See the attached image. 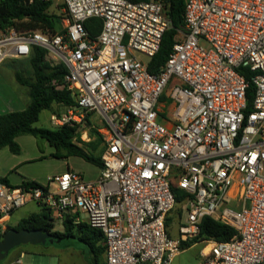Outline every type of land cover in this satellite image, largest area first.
Instances as JSON below:
<instances>
[{"label": "built area", "instance_id": "obj_1", "mask_svg": "<svg viewBox=\"0 0 264 264\" xmlns=\"http://www.w3.org/2000/svg\"><path fill=\"white\" fill-rule=\"evenodd\" d=\"M62 6L64 28L53 35L0 31V64L36 46L66 67L56 88L74 103L51 123L85 127L97 115L100 172L0 182V233L33 202L52 223L69 216L100 230L104 264H170L192 245L201 264H264V0H185L183 27L156 73L147 64L170 26L167 0ZM93 18L100 28L90 36L84 22ZM171 186L186 203L175 239L166 224L177 204ZM204 217L234 235L182 247Z\"/></svg>", "mask_w": 264, "mask_h": 264}, {"label": "trees", "instance_id": "obj_2", "mask_svg": "<svg viewBox=\"0 0 264 264\" xmlns=\"http://www.w3.org/2000/svg\"><path fill=\"white\" fill-rule=\"evenodd\" d=\"M185 0H167V17L170 22L169 28L164 32L157 53L149 60L147 69L156 73L157 68L166 61L174 43L176 31L183 27V9ZM51 0H0V31L14 28L17 32H35L53 35L58 30L55 26L54 16L48 13ZM84 27L90 36H95L100 28L99 19H89L84 22ZM46 51L33 46L28 56L29 65L33 72V81L28 82L16 74V80L28 87L29 103L21 111H13L0 114V148L6 147L13 154L20 152L15 138L20 135H31L47 141L56 150L53 156L59 157V152L64 151L67 156L80 157L88 163L101 167L100 156L94 152L102 141L100 135L91 130L89 136L96 137V141L83 143L87 148L75 144L79 140L77 127L68 125L53 128H37L34 123L43 110H50L52 105L70 107L74 101L70 92L65 89H57L63 76L67 72L66 67L59 63L53 68L46 70L44 62ZM54 82V84H53ZM250 88V92H251ZM0 182L7 184L5 178ZM35 183V182H34ZM26 185V184H25ZM175 194L176 203L184 199V193L176 187L171 186ZM50 213L41 210L37 214H31L21 219L17 225L8 226L7 229H40L48 231L54 239L76 238L84 243L90 253L92 264H101L100 260L105 252L104 237L100 230L90 227L86 222L73 223V218L67 216L63 222L62 232L53 231V223ZM169 218L166 219V224ZM234 235V230L226 225L220 224L209 217L201 219L198 235L188 242L181 243L187 248L194 242L206 239L213 241H227Z\"/></svg>", "mask_w": 264, "mask_h": 264}, {"label": "rangeland", "instance_id": "obj_3", "mask_svg": "<svg viewBox=\"0 0 264 264\" xmlns=\"http://www.w3.org/2000/svg\"><path fill=\"white\" fill-rule=\"evenodd\" d=\"M62 8H63L62 0H51V6L48 10V13L54 16L55 21H56L55 26L58 31L64 28V24L62 22V19L64 18V15L62 13ZM138 58L140 60H145V58L141 55H138ZM44 62L47 65L46 70H49V68H53L60 63L58 60L52 58L51 55H47V54L44 57ZM16 74L24 81H28V82L33 81V72L29 65L28 58H20V59L8 58L0 64V97L7 101L10 99L13 100V101H10L11 103H13L12 104L13 109L15 111H19L21 108L25 107L23 105L28 101V95H27L28 87L21 85L16 80ZM16 104H20V105L16 106ZM66 108L67 107L52 105L50 110L41 111L38 115L37 121L34 123V127L49 128V129L55 127L51 123V119H50L51 115H62L65 113ZM88 125H89V122L87 121L84 126L86 127ZM92 125L95 126V123H93ZM99 125H101V123ZM85 127L78 128L80 141H74L75 144L83 148H87V147L83 145L82 142L88 143L94 140L96 141V137L94 136H90L89 141H87L86 139L82 140L81 135L84 131H86V134L88 137V132H90L91 130H94L92 128H90L91 130H88ZM35 139H36V145L38 149L40 150V152L41 151L45 152L44 154L45 157L42 159H38L37 161L28 163L27 165H24V168L27 169L28 171L34 172L37 175H45L46 173L48 174L51 171H55V170L59 171L61 169H64L65 167L64 161L65 159H68L67 161L69 165L72 167V170L80 173L84 177L85 180H90L96 177L98 168H96L92 164L87 163L86 161H84L83 159L79 157H75V156L66 157V153L64 151L59 152V157L49 155L47 151L50 148L48 145H46V141L40 138H35ZM24 146L25 145L22 142V147L25 148ZM102 146L103 145L101 142L97 146L100 148V151L102 149ZM51 151L54 153L56 150L52 149ZM33 204L34 203L30 204L31 208L33 207ZM37 207L38 206L35 205V210ZM175 207H176L175 210L171 212L172 217L170 219H173L178 214L179 217H176L177 219L175 218L174 221H177L179 218L181 221H184L186 218V203L179 202L176 204ZM85 218H86V215L84 213H81L80 219L85 220ZM14 220L15 218L10 221L11 225H14V222H12ZM61 229H63L61 224L55 223V230H61ZM170 234L171 236H174L173 225H172V229H170ZM15 250L23 251L25 259L27 261L30 259L39 258L38 255H34L33 252L34 251H38V253L43 252L44 247L41 244H30V243L21 244L11 249L9 251V254H12ZM198 251H199V246H192L186 251L181 252L178 255H176L172 259L170 264H195V262L198 260Z\"/></svg>", "mask_w": 264, "mask_h": 264}, {"label": "crops", "instance_id": "obj_4", "mask_svg": "<svg viewBox=\"0 0 264 264\" xmlns=\"http://www.w3.org/2000/svg\"><path fill=\"white\" fill-rule=\"evenodd\" d=\"M10 101H13V100L10 99L7 101L0 97V114L15 111L12 107L13 103H11ZM28 103H29V96H28V101L23 105L25 107L21 108L19 111L25 109ZM19 105L20 104H16V106H19ZM88 122H89V125L87 128L88 130H91L90 128H92L95 131H97V128L102 125V124L99 125L101 122L99 121V117L97 115H92L91 120ZM93 123H95V126L92 125ZM89 137H90L89 132H88V137H87L86 131H84L81 135L82 140L86 139L87 141H89L90 140ZM15 141L19 145V148H20V152L18 154L11 153L6 147L0 148V178H5L8 185L19 186L20 184H22L24 181H27V180L38 182V183H44L48 176L60 174L67 170H72V167L69 165L67 161L68 159H65L64 161L65 167L64 169H61L59 171L57 170L51 171L50 173L48 174L46 173L45 175H37L34 172L28 171L27 169L24 168V165L37 161L38 159L44 158L45 152L43 151L40 152V150L38 149L36 145V139L32 137L31 135L17 136L15 138ZM22 142L24 143L25 148L22 147ZM101 143L103 145L102 149L100 151V148H99L100 146L96 147V150L94 152L95 155H99V156L101 155L104 149V144L102 141ZM46 145H48L50 148L47 151L48 154L49 155L55 154L56 151L54 153L51 151L52 149L55 150V148L51 146L47 141H46ZM95 167L98 168V171H97V175H98V173L100 172V167H97V166ZM95 178L90 179V180H94ZM31 203L33 202H28L23 207L14 210L8 216V218L5 219V222L3 225L4 226H15L21 219L27 218L31 214H37L42 210L38 207L35 210L36 204L35 205L33 204V207L31 208L30 206ZM171 217L172 216L170 214L168 216L169 221L167 222V231H168L169 237L175 239L178 236V233H177L178 226L183 221H181L180 218L177 221H174L176 217H179L178 214L173 219H170ZM14 218L15 220L12 221L14 222V225H11L10 221ZM55 223H59L62 226V223L54 222L53 231L62 232L63 229L55 230ZM172 225L174 228V236H171L170 234V229H172ZM192 246H196V245H192ZM43 247H44L43 252H40V253H38V251L33 252L34 255H38L39 258L30 259L26 261L24 252L15 250L12 254L8 253L6 257L3 260H1L0 264H92L90 253H89L87 246L81 241H79L78 239L76 240V238H64V239H60L59 241L53 242V243L46 242L43 245ZM187 249L183 250L182 252L186 251ZM100 263L104 264V254L101 257ZM195 264H201V258L199 257V255H198V260L195 262Z\"/></svg>", "mask_w": 264, "mask_h": 264}, {"label": "water", "instance_id": "obj_5", "mask_svg": "<svg viewBox=\"0 0 264 264\" xmlns=\"http://www.w3.org/2000/svg\"><path fill=\"white\" fill-rule=\"evenodd\" d=\"M48 231L40 229H7L0 233V261L9 251L21 244H41L57 242Z\"/></svg>", "mask_w": 264, "mask_h": 264}, {"label": "flooded vegetation", "instance_id": "obj_6", "mask_svg": "<svg viewBox=\"0 0 264 264\" xmlns=\"http://www.w3.org/2000/svg\"><path fill=\"white\" fill-rule=\"evenodd\" d=\"M4 231H6V229Z\"/></svg>", "mask_w": 264, "mask_h": 264}]
</instances>
